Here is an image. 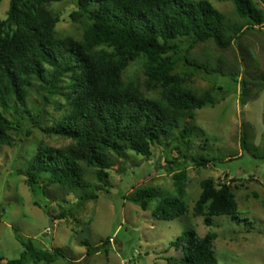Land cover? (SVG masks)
Segmentation results:
<instances>
[{"label": "trees", "instance_id": "1", "mask_svg": "<svg viewBox=\"0 0 264 264\" xmlns=\"http://www.w3.org/2000/svg\"><path fill=\"white\" fill-rule=\"evenodd\" d=\"M55 1L59 0H9L6 17L0 18V145L14 144L10 132L20 125L7 112L29 113L31 92L43 104L62 99H54L62 110L60 116L46 126L38 119L35 123L45 134L69 142L37 145L20 170L29 187L41 179L44 193L53 186L63 195L75 194L76 203L82 205L97 199L99 192H108V169H114L118 160H126L128 151L149 157L155 143L165 148L172 145L195 166L233 160L188 154L193 137H203L206 142L203 131L193 123L196 110L214 106L225 95L220 86L198 92L191 78L204 73L236 81L234 72L225 73L220 66L190 57L189 51L205 42L225 50L241 34L264 26V0H216L232 2L237 20L228 18L209 0H77L70 17L83 22L79 38L57 33L59 15L47 7ZM137 59L143 60L144 83L155 90L154 96L142 90L137 78L122 76ZM179 63L188 69L176 71ZM257 77L258 83L253 77H241V108L254 97L253 88L264 86V73ZM35 115L41 117L40 109ZM241 125L242 151L263 159L264 151L250 143L244 122ZM185 178V170L173 173L178 196H161L157 188L141 186L124 198L146 210L160 196L153 216L171 220L188 212L182 200ZM199 186L193 212L203 216L206 226H212L213 217L219 215L241 220L230 183L216 184L208 177ZM15 237L23 250L6 264H51L66 258L62 248L41 249L30 238L24 240L18 233ZM215 237L214 232L198 236L193 229L185 230L171 241L170 246L181 254L169 258L168 264H218ZM80 243L88 247L87 255L98 251L87 240Z\"/></svg>", "mask_w": 264, "mask_h": 264}, {"label": "rangeland", "instance_id": "2", "mask_svg": "<svg viewBox=\"0 0 264 264\" xmlns=\"http://www.w3.org/2000/svg\"><path fill=\"white\" fill-rule=\"evenodd\" d=\"M76 1L59 0L47 5L59 15L55 26L59 35L81 36L83 22L70 17L76 9ZM209 1L228 18L237 20L232 2ZM8 3L9 0H0V18L6 17ZM189 52L190 57L220 66L225 73L234 72L236 81L228 76L204 73H196L191 78V85L198 92L220 86L225 95L214 106L196 110L193 123L203 131L206 142L203 137H193L188 154L233 160L195 166L190 159L181 158L172 145L165 148L155 143L149 157L128 151L126 160H118L114 169H108V192H99L97 199L78 205L75 194L63 195L53 186L45 189L46 194L41 179L31 188L20 173L40 142L55 146L69 142L45 134L35 123L38 119L43 126L51 124L52 118L62 112L54 99H62L53 98L43 104L36 93L31 92L27 99L29 113L20 111L22 117L13 110L7 112V116L20 125L10 132L14 144L0 145V257H3L0 264L19 257L23 250L16 233L24 240L30 238L41 249L62 248L66 258L51 264H168L169 258H178L181 254L170 246L171 241L188 229H193L198 236L215 233L213 249L218 264H264V158H253L240 146L244 122L250 143L258 146L260 152L264 151V86L260 90L253 88L254 97L244 107L239 106L241 77H253L258 83L261 80L257 76L264 73V26L241 34L228 49L220 50L213 43L205 42ZM142 61H131L122 76L137 78L142 90L154 96L155 90L144 83ZM187 69L179 63L176 71ZM37 109L41 113L39 118L35 115ZM179 170L186 172L182 200L188 212L162 220L152 213L160 196L152 200L146 210L124 198L141 186H153L161 196H178L173 173ZM87 177L95 181L93 176ZM208 177L216 184L232 185L241 220L219 215L213 217L212 226H206L203 216L194 214L199 182ZM61 212L64 216H60ZM82 240H87L90 247L97 246L98 251L87 255L88 247L80 243Z\"/></svg>", "mask_w": 264, "mask_h": 264}, {"label": "built area", "instance_id": "3", "mask_svg": "<svg viewBox=\"0 0 264 264\" xmlns=\"http://www.w3.org/2000/svg\"><path fill=\"white\" fill-rule=\"evenodd\" d=\"M46 231H49V228H47V230Z\"/></svg>", "mask_w": 264, "mask_h": 264}]
</instances>
